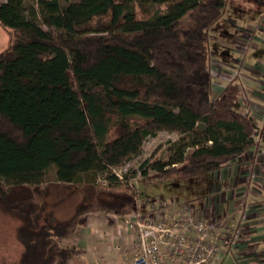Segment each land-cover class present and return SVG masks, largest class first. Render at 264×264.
Here are the masks:
<instances>
[{
  "label": "trees",
  "instance_id": "16d2710c",
  "mask_svg": "<svg viewBox=\"0 0 264 264\" xmlns=\"http://www.w3.org/2000/svg\"><path fill=\"white\" fill-rule=\"evenodd\" d=\"M225 3L0 2L9 35L0 51V211L18 220L21 248L0 264H68L74 249L62 240L85 213L125 216L134 190L110 167L138 156L146 137L179 136L172 156L139 165L141 176L154 171L142 180L161 182L220 169L254 144L256 126L240 110L236 84L211 97L204 51ZM261 137L264 171V128ZM50 167L59 183L80 184L82 195L68 217L40 222L31 190Z\"/></svg>",
  "mask_w": 264,
  "mask_h": 264
},
{
  "label": "rangeland",
  "instance_id": "374dc122",
  "mask_svg": "<svg viewBox=\"0 0 264 264\" xmlns=\"http://www.w3.org/2000/svg\"><path fill=\"white\" fill-rule=\"evenodd\" d=\"M2 1L4 0H0V2ZM165 7L164 5H155L154 9L159 10ZM42 29L46 28L42 27ZM8 42V31L0 25V51L7 46ZM204 53L207 59V70L211 77V97L216 96L227 82L236 84L239 91L240 110L248 113L256 126L252 146L256 147L261 154L263 151L261 134L264 128V0H226L220 18L208 31ZM178 138L176 133L167 131L146 137L142 142L140 154L118 168L121 172L124 170L126 178H129L130 187L134 190V197L139 200L158 197L166 202L189 203L195 209L202 211L200 215L203 216L205 210L212 212L219 210L217 213L220 216L223 214V217H231L225 219L223 224L231 231L235 228L237 230L232 244L233 249L226 256H232V252L234 253L238 249L245 255L241 264H264V243L259 241L261 238L264 241V208L256 210L249 208L247 202L251 200V197H249L250 191L247 192L246 188L249 182H244L243 191L234 192L232 189L235 181L228 180L229 177L225 178L226 181L222 184L221 189L222 191L226 190L225 193L230 192L229 195L228 193L227 196L221 195L222 203L215 197V202L210 204L208 201H211V197L218 193H214L215 186L219 185L217 179L213 177V172L164 182L141 179L154 171L146 169L144 176H141L139 165L146 159H149V163L154 160L164 161L167 157L172 156L176 151L175 142L178 141ZM184 150L188 151L189 148ZM245 152L243 157L247 156ZM227 164L231 165L232 160ZM226 165L222 168H227ZM259 172L264 173L260 168ZM0 181L4 182L5 180L0 178ZM95 183L105 185L101 179H95ZM254 189L255 187H252L251 191ZM31 191H36L35 200L41 207L40 222L47 216L54 219L68 217L82 195L80 184L75 182L59 183L55 179L52 167L46 171ZM24 192L27 193V187ZM207 197V209H201ZM228 199L230 205L227 203ZM233 200L235 201L231 202ZM228 205H234V210H236L234 216H232L233 212L231 214L230 211L229 213L225 212V209L229 208ZM243 213L245 215L241 219ZM17 224L18 220L0 211L1 262L15 261L20 252V245L14 236ZM118 246L117 252H120L121 247L125 248L124 244H118ZM128 259L130 258L128 257ZM220 260L221 258L214 259L205 264H215V262L218 264ZM184 263L168 260V264ZM220 264L236 263L231 262V259L223 258Z\"/></svg>",
  "mask_w": 264,
  "mask_h": 264
},
{
  "label": "built area",
  "instance_id": "2783aa9c",
  "mask_svg": "<svg viewBox=\"0 0 264 264\" xmlns=\"http://www.w3.org/2000/svg\"><path fill=\"white\" fill-rule=\"evenodd\" d=\"M110 170L118 180L130 186L124 170L121 172L115 167ZM207 201L208 197L203 202L205 207L210 202ZM200 214L202 211L189 203L134 197L130 211L121 217L123 232L129 235L132 256L128 263L115 258L109 264H168V260L205 264L229 255L236 228L231 231L222 218L209 219ZM112 248L116 251L118 246ZM92 264L105 262L98 260Z\"/></svg>",
  "mask_w": 264,
  "mask_h": 264
},
{
  "label": "crops",
  "instance_id": "0c3cea01",
  "mask_svg": "<svg viewBox=\"0 0 264 264\" xmlns=\"http://www.w3.org/2000/svg\"><path fill=\"white\" fill-rule=\"evenodd\" d=\"M245 154L247 156L244 157L247 158H244L243 154L240 157H235L232 159L233 165H230V167L232 166L230 170H228L229 167H227L211 171L213 172V177L219 182V185L215 186L214 193H218L216 196L211 197L210 204L215 202V197L217 201L222 203L221 195L227 196L228 192L225 193L226 190L222 191L221 187L224 181H226L224 179L229 177L228 180L235 181L233 184L234 187L232 189L234 192L243 191L245 187L244 182H249L247 183L246 188L247 192L250 191L249 197H251V200L247 203L251 210L264 208V205H262L264 204V173L259 172V166L257 164V158L260 155L259 150H257L256 147L251 146L245 152ZM261 181L263 182L259 183ZM252 187H255L253 191H251ZM234 201L235 200L231 202ZM227 203L230 205L229 199ZM234 208V205H231L228 209H225V212L229 213L230 211V214L233 212L232 216H234V212H236ZM201 209H207V207H205L203 204ZM215 211L212 212L210 210H205L203 213L206 218L215 219L220 217L222 218L223 222L225 219L231 218L223 217V214L220 216L217 213L219 210L216 212ZM244 215L245 214L243 213L241 219ZM128 238L129 236L123 232L120 217H117L113 213L109 212H88L83 215L82 224L79 225L68 238L62 240V245L72 247L74 249L68 264H92L98 260L105 262V264H109L115 258H117L119 262H126L129 260L128 257L130 258L132 256V252L129 248L130 239L128 241ZM259 241L264 243L262 238L259 239ZM261 242L260 244H262ZM118 244L125 245L124 249H122V247L119 249L120 252H117V250L115 251L112 248L113 245L118 246ZM236 250L237 251L234 253L232 252V256H221V260L223 258H228L229 260L231 259V262L233 263L241 264V260L245 258V255L240 252L241 250ZM221 260L219 264L221 263Z\"/></svg>",
  "mask_w": 264,
  "mask_h": 264
}]
</instances>
